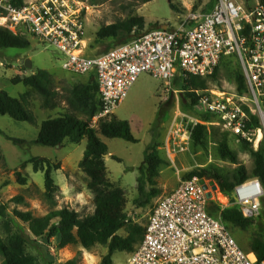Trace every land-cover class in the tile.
<instances>
[{"label": "built area", "instance_id": "built-area-1", "mask_svg": "<svg viewBox=\"0 0 264 264\" xmlns=\"http://www.w3.org/2000/svg\"><path fill=\"white\" fill-rule=\"evenodd\" d=\"M82 4L80 0H0V29L53 48L63 71L93 76L100 101L94 124L114 114L141 74L163 81L168 89L175 78L181 82L187 76L207 78L222 58L234 57L246 92L193 90V111L203 119L190 118L177 108L166 151L168 155L183 152L197 124H215L257 150L264 140V0H215L206 12L188 13L176 28L153 29L91 56L83 52ZM250 116L257 118V128H248ZM199 180L179 181L155 204L142 241L124 264H264L238 244L220 216L209 214L206 197L207 191L211 197L215 193L228 197L244 218L255 219L262 210L261 182L248 179L226 196L218 188L203 190Z\"/></svg>", "mask_w": 264, "mask_h": 264}, {"label": "rangeland", "instance_id": "rangeland-1", "mask_svg": "<svg viewBox=\"0 0 264 264\" xmlns=\"http://www.w3.org/2000/svg\"><path fill=\"white\" fill-rule=\"evenodd\" d=\"M80 1L83 3L81 5L83 8L85 45L83 52L85 55L91 56L101 54L113 42L112 39L96 41V33L103 26L125 20L132 14V16L144 18L143 33L160 29L163 26L176 28L188 13H203L209 10L214 0H175L173 1L175 11L169 7L168 0H152L144 5H136L135 0ZM28 38L30 42L28 49H0V90L5 91L12 98H18L25 91L24 86L9 84L6 79L11 80L18 76L14 72L15 69H21L18 58L29 60L32 63L30 70H33V73L39 69L50 70L61 105L54 110L42 109L40 108L39 97L32 92L30 108L36 120L35 124L17 122L8 116L0 115V130L6 136L26 142L18 147L3 136L0 137V202L5 203L17 195L24 198L25 205L14 203L9 205V215H12L13 208L30 211L38 217L44 216L50 211L67 207L82 217L93 211L91 195L85 189L86 179L78 168L86 140L84 139L78 144L65 141L58 148L35 145L32 141H35L42 121L55 118L69 111L67 100L72 98L73 90L88 83L91 77L78 76L63 71L60 67V59L53 48L35 38ZM21 67H24L23 63ZM240 72L239 66L232 61L220 64L216 76L208 78L207 90L235 92V74H240ZM163 84L164 82L159 79L141 74L113 114L116 119L129 123L137 143L100 137L106 144L109 153L105 160L109 177L124 190L127 217L133 223L141 226H146L148 216L155 204L176 188L179 181L184 180L183 177L189 172L199 169L215 170L220 176L232 181V175L237 167H243L248 176L252 169L249 153L241 150L239 142H236L230 135H228V145L237 155V164H231L220 159L217 147L225 131L215 124L205 126L206 140L203 145L193 146L190 144L183 152L168 155L165 146L167 134L177 108L190 118L201 120L203 118L194 113L192 107L185 108L184 105L187 106L189 100L181 89V81L178 78L172 81L168 89ZM165 98H167L166 101H164ZM158 112H164V120L157 128L158 136L156 139L157 150L164 161L157 178L156 188L159 195L152 198L147 205L140 206L139 202L144 199L138 197L136 190L137 168L143 161L145 147L150 142V126L155 122ZM76 115L79 118H84L80 113ZM91 124L92 126L96 125L92 120ZM112 156L117 159H113ZM34 157L48 159L52 164L59 166V169L52 172L54 182L58 186L52 200H47L44 197L43 173L33 172L31 164L25 165L23 169L20 167L14 170L8 169L16 167L19 161H28ZM16 172L20 173L21 178H25V185L17 183ZM205 180L212 181L210 179ZM215 185L217 186L216 183ZM150 190V188L147 189V191ZM262 201L261 214L254 219L255 223L264 221V204ZM207 205L209 211L218 217L221 210L231 207V200L228 199L226 202L215 193ZM9 218V235L20 233L27 238L26 251L35 257L36 264H65L70 260H76V264H100L101 258L107 252L106 247L100 245L88 250L79 245L59 249L57 240L51 239L49 243H46L40 239H34L16 219L11 218V216ZM5 229L3 221L0 219V238L4 241L8 236ZM230 231L238 244L244 250H248V243L255 232V226L252 225L246 230L230 227ZM118 234L124 236L125 232L121 230ZM127 256L128 253L126 252L116 253L113 256L112 264H124ZM0 264H3L1 256Z\"/></svg>", "mask_w": 264, "mask_h": 264}, {"label": "trees", "instance_id": "trees-1", "mask_svg": "<svg viewBox=\"0 0 264 264\" xmlns=\"http://www.w3.org/2000/svg\"><path fill=\"white\" fill-rule=\"evenodd\" d=\"M135 1L136 5H144L152 0ZM173 1L175 0H168V3L171 10L175 11ZM144 27L145 20L143 17L130 14L125 20L101 27L96 33V41L113 40L102 52L104 53L113 47L141 36ZM29 47L30 42L26 35H14L7 30L0 29V49H28ZM226 61H232L239 66L234 57L228 56L220 60L211 76L207 78L187 76L183 79L181 89L189 100V104L184 105L185 108L195 105L196 96L193 90H207L208 78H214L220 64ZM10 82L12 85L21 84L27 91L18 98H12L5 91L0 90V115L8 116L17 122L35 124L36 120L30 108L32 92L39 97L40 108L42 109L54 110L61 105L52 76L46 70L39 69L26 77L16 76ZM234 82L237 92H246L242 72L235 74ZM67 104L69 106L68 112L41 122L37 137L32 143L43 147L58 148L65 141L78 144L82 140H86L84 152L78 162V168L86 179L85 189L91 195L93 211L81 217L76 211L64 207L50 211L44 216L36 217L30 211L13 208L12 215H9V205L12 203L25 205L24 198L17 195L5 203L0 202V219L3 221V226L8 233L6 241L0 238V256L3 258V264H36L35 257L26 251L27 238L20 233L9 235L10 216L16 219L34 239H40L46 243H49L51 239L57 240L59 249L76 245L86 250L97 245L105 246L107 252L101 258L100 264H112L113 256L116 253H132L142 241L145 226L133 223L128 219L125 211L124 190L109 177L104 163V157L108 154V149L100 139V137H104L137 143L132 135L129 123L116 119L112 115L99 118L95 126L91 125L92 118L100 110L95 80H90L88 83L75 88L72 98L67 100ZM77 113L83 115L84 118H79L76 115ZM163 120L164 112H158L155 122L150 126V142L145 147L143 161L137 168L136 190L138 197L144 199L139 202L140 206L147 205L152 198L159 195L156 188L157 178L164 161L157 150L156 139L158 136L157 128ZM252 127H258V120L254 116H250L248 128L252 129ZM228 135L226 132L223 133L217 147L218 155L222 161L237 164V155L228 145ZM0 136L18 147L26 143L23 140L6 136L1 130ZM231 137L236 141L233 136ZM205 140L206 128L197 124L192 134L191 145L201 146L205 143ZM238 142L241 150L247 151L252 160V169L249 176L246 175L244 168L239 166L232 175V181L220 176L215 170L207 171L203 169L193 170L186 174L183 179L190 180L193 177L204 180L210 179L217 184L219 191L226 196H231L235 185L248 179L257 178L264 188V140L259 143L257 150H254L252 145L244 140ZM112 158L117 159L114 156ZM28 164L32 165L33 172L43 173L44 197L47 200H52L58 190L52 172L59 169L58 164H52L50 160L45 158L34 157L22 163L20 169L25 168V165ZM16 176L17 183L25 185V178H21L18 172H16ZM148 188L151 190L147 191ZM262 204H264V200ZM207 210L210 215L214 216L209 211L208 205ZM219 215L229 230L230 227L246 230L254 225L255 232L248 243L247 251L253 253L257 261L264 260V221L255 223L254 219L244 218L236 206L221 210ZM121 230L125 232L124 236L118 234ZM65 264H76V260H70Z\"/></svg>", "mask_w": 264, "mask_h": 264}, {"label": "crops", "instance_id": "crops-1", "mask_svg": "<svg viewBox=\"0 0 264 264\" xmlns=\"http://www.w3.org/2000/svg\"><path fill=\"white\" fill-rule=\"evenodd\" d=\"M18 60V64H19V66H20V68L21 69H15L14 70V72H15V74L16 75H18V76H23V77H26V76H29V75H32L33 74V70H30V69H26V68H22L21 67V64L25 61V60H23V59H20V58H18L17 59ZM31 66H32V63H31ZM29 70V71H28ZM46 71H48L50 74H51V72H50V70H46ZM82 76H90L91 77V80H94V78L92 77V75H82ZM6 81H7V83H9V84H11V82H10V79H6ZM21 85V84H20ZM27 91V89L25 88V91L24 92H26ZM23 92V93H24ZM22 93V94H23ZM20 96V95H19ZM41 124V123H40ZM38 134V133H37ZM1 137V136H0ZM21 140V139H20ZM33 142V141H32ZM109 156V153L104 157V163H105V160H106V158ZM82 157V156H81ZM81 159V158H80ZM24 162H26V160H24V161H19V163H18V165L16 166V167H11V168H8L9 170H14V169H18L20 166H21V164L22 163H24ZM8 187V186H7ZM172 191V190H171ZM222 198L227 202L228 201V197H225V196H223L222 195ZM230 200V199H229ZM225 206H227L226 204H225Z\"/></svg>", "mask_w": 264, "mask_h": 264}, {"label": "water", "instance_id": "water-1", "mask_svg": "<svg viewBox=\"0 0 264 264\" xmlns=\"http://www.w3.org/2000/svg\"><path fill=\"white\" fill-rule=\"evenodd\" d=\"M162 29H166V26H163ZM23 66L26 69H30L31 68V62L29 60H25L23 62ZM199 184L202 186L203 190H205V191H207L208 186L211 188L212 191H216V189H217V186L215 185L214 181H208L206 184V181L204 179H200ZM206 197L208 199H210L211 198V192L207 191Z\"/></svg>", "mask_w": 264, "mask_h": 264}, {"label": "bare ground", "instance_id": "bare-ground-1", "mask_svg": "<svg viewBox=\"0 0 264 264\" xmlns=\"http://www.w3.org/2000/svg\"><path fill=\"white\" fill-rule=\"evenodd\" d=\"M221 199V198H220ZM252 258V257H251Z\"/></svg>", "mask_w": 264, "mask_h": 264}]
</instances>
